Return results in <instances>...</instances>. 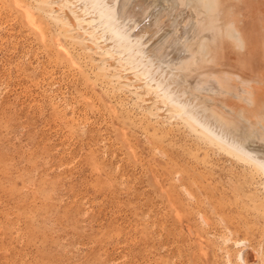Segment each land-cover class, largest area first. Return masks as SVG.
<instances>
[{
	"label": "rangeland",
	"instance_id": "374dc122",
	"mask_svg": "<svg viewBox=\"0 0 264 264\" xmlns=\"http://www.w3.org/2000/svg\"><path fill=\"white\" fill-rule=\"evenodd\" d=\"M13 1L0 0V264H243L240 241L264 264V182L259 192L235 185L226 174L236 167L219 154L191 158L182 143L177 162L162 156L172 151L147 141V106L67 46L29 0Z\"/></svg>",
	"mask_w": 264,
	"mask_h": 264
},
{
	"label": "bare ground",
	"instance_id": "6f19581e",
	"mask_svg": "<svg viewBox=\"0 0 264 264\" xmlns=\"http://www.w3.org/2000/svg\"><path fill=\"white\" fill-rule=\"evenodd\" d=\"M29 2L34 11H38L42 18L45 17L58 29L67 46L70 44L72 50L77 49L91 65L97 64V71L111 70L109 74H104L105 77L108 80L111 78L118 80L120 84L118 89L128 90L127 95L133 105L143 102L147 106L148 110L143 117L147 128V141L168 145L172 151L168 156L160 150L162 156L177 162L181 156L178 143L187 148L191 158L200 155L206 160L205 158L219 154L218 161L228 162L232 168L236 167L239 170L233 172L229 168L230 172L226 174L229 179L233 182L248 181L247 187L259 192L257 181L264 182V0H29ZM13 5L14 3L11 4ZM19 12L21 11L18 10L17 13ZM22 24L24 25L23 22ZM47 24L49 25V22ZM57 47L63 54V45L57 44ZM70 52H66L69 54L66 55L67 64L74 65L76 62ZM63 55L62 58L65 57V54ZM133 122L136 123L137 120ZM149 131H153L151 136ZM173 154L176 157H172ZM208 163L206 161L207 165ZM183 183L184 180L182 186ZM241 189L243 188L240 186L235 187L237 192ZM188 194L192 196L189 190ZM253 203L251 201V204ZM255 204L254 206H257ZM212 225L214 226V223ZM238 244L244 247L240 249V253L238 252V258L243 264H261L258 246L254 249L246 241H240Z\"/></svg>",
	"mask_w": 264,
	"mask_h": 264
}]
</instances>
